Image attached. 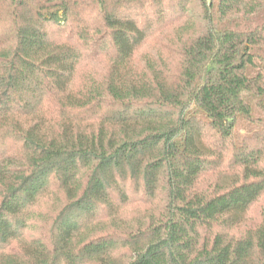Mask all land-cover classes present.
Returning a JSON list of instances; mask_svg holds the SVG:
<instances>
[{
    "label": "trees",
    "instance_id": "trees-1",
    "mask_svg": "<svg viewBox=\"0 0 264 264\" xmlns=\"http://www.w3.org/2000/svg\"><path fill=\"white\" fill-rule=\"evenodd\" d=\"M0 264H264V0H0Z\"/></svg>",
    "mask_w": 264,
    "mask_h": 264
}]
</instances>
